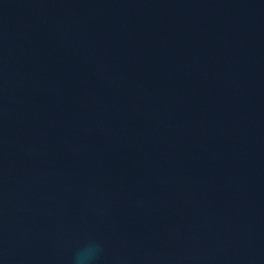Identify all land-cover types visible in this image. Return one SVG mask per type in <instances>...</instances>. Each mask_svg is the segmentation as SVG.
I'll return each mask as SVG.
<instances>
[{"label": "water", "instance_id": "obj_1", "mask_svg": "<svg viewBox=\"0 0 264 264\" xmlns=\"http://www.w3.org/2000/svg\"><path fill=\"white\" fill-rule=\"evenodd\" d=\"M264 264V0H0V264Z\"/></svg>", "mask_w": 264, "mask_h": 264}, {"label": "clouds", "instance_id": "obj_2", "mask_svg": "<svg viewBox=\"0 0 264 264\" xmlns=\"http://www.w3.org/2000/svg\"><path fill=\"white\" fill-rule=\"evenodd\" d=\"M99 251V244L91 242L75 253L73 264H92V262L97 258Z\"/></svg>", "mask_w": 264, "mask_h": 264}]
</instances>
